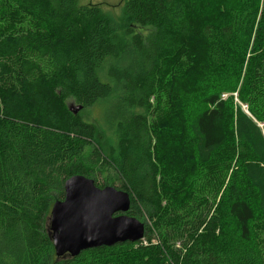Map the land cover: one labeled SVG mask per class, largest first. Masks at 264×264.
<instances>
[{"label": "trees", "instance_id": "trees-1", "mask_svg": "<svg viewBox=\"0 0 264 264\" xmlns=\"http://www.w3.org/2000/svg\"><path fill=\"white\" fill-rule=\"evenodd\" d=\"M262 100L264 0H0V264H264ZM107 167L143 240L58 259L52 206Z\"/></svg>", "mask_w": 264, "mask_h": 264}, {"label": "water", "instance_id": "water-1", "mask_svg": "<svg viewBox=\"0 0 264 264\" xmlns=\"http://www.w3.org/2000/svg\"><path fill=\"white\" fill-rule=\"evenodd\" d=\"M77 114L81 107L69 106ZM65 197L52 206L49 236L56 257H77L81 252L143 240L145 224L130 217L129 193L113 187L98 188L94 180L76 175L64 186Z\"/></svg>", "mask_w": 264, "mask_h": 264}, {"label": "rangeland", "instance_id": "rangeland-1", "mask_svg": "<svg viewBox=\"0 0 264 264\" xmlns=\"http://www.w3.org/2000/svg\"><path fill=\"white\" fill-rule=\"evenodd\" d=\"M126 0H80V4L82 6H95L100 8V10L103 12L104 15L108 16L109 18L114 19L115 21L120 22L122 19V10L124 7ZM142 34H144V31H142ZM187 61V60H185ZM180 74V66L178 65L177 70L169 76L167 86H166V92L164 96V104L167 105L170 103L171 99L173 98L172 92L176 90L178 85V75ZM192 85V84H191ZM236 95V94H235ZM229 95L223 94L222 99H227ZM68 106L73 105L75 108L77 105L71 104L72 102H68ZM257 104H264V101H259ZM105 108V103H100L95 105L93 108L89 109L84 114V119L88 122L93 123H101L102 113ZM243 108L247 112V107L243 106ZM184 112H182L183 114ZM181 114V113H180ZM262 129H264V123L260 122L258 123ZM100 179V184L104 183L108 185V187H113L115 189H119V183L117 180V174L116 171L107 167L104 170H102L100 176L98 177V181ZM197 189V188H196ZM198 190V189H197Z\"/></svg>", "mask_w": 264, "mask_h": 264}]
</instances>
